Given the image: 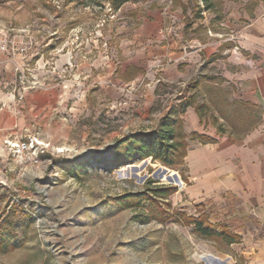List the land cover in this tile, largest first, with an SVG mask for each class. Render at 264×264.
Masks as SVG:
<instances>
[{
  "label": "rangeland",
  "instance_id": "obj_1",
  "mask_svg": "<svg viewBox=\"0 0 264 264\" xmlns=\"http://www.w3.org/2000/svg\"><path fill=\"white\" fill-rule=\"evenodd\" d=\"M223 3L128 0L114 10L101 0H0V24L12 41L5 56L16 64L13 87L26 80L55 84L76 101L74 122L51 132L65 146L45 144L36 128L29 131L40 149L35 157L12 147L29 138L21 102H0V264H247L240 237L224 223L213 224V211L186 213L174 198L180 187L163 175L175 173L182 181L180 167L151 159L113 163L120 143L157 131L176 102L191 96L193 102H228L230 89L220 74L233 33L220 26ZM155 8H167L157 34L138 39ZM171 33L187 51L192 41L221 40L204 58L203 74L170 82L162 76L164 59L149 63L148 49L165 46ZM248 120L228 121L226 128L241 134L256 115ZM160 187L176 193L155 201L157 217L149 202L125 210L114 202ZM191 219L223 239L197 235Z\"/></svg>",
  "mask_w": 264,
  "mask_h": 264
},
{
  "label": "crops",
  "instance_id": "obj_2",
  "mask_svg": "<svg viewBox=\"0 0 264 264\" xmlns=\"http://www.w3.org/2000/svg\"><path fill=\"white\" fill-rule=\"evenodd\" d=\"M222 1L220 26L233 33V46L226 50V65L220 75L230 94L228 102H194L182 112L183 102L174 104L186 145L180 166L182 185L174 198L186 213L196 208L213 211V224L224 223L229 232L240 237L241 255L247 264H264V0ZM165 9L148 12L151 24L138 32V39L157 34ZM174 16L177 14L171 12V18ZM172 33L165 39V46L148 49L149 63L156 65L164 59L162 76L170 82L203 74L199 71L203 70L204 58L216 52L221 40H214L212 45L192 41L187 51L183 39ZM130 63L136 66L133 60ZM15 65L5 54L0 55V102H21L27 137L36 128L43 143L65 146L58 144L51 132L75 120L76 101L70 91L55 84L31 87L21 83L17 89L12 85ZM7 86L8 93H4L2 89ZM195 105L203 106L201 118ZM62 107L68 108V114H62ZM55 110L59 115L53 114ZM251 114L256 115V123L243 133L226 128L228 121L246 122L247 116L250 123ZM193 134L210 141L193 139Z\"/></svg>",
  "mask_w": 264,
  "mask_h": 264
},
{
  "label": "trees",
  "instance_id": "obj_3",
  "mask_svg": "<svg viewBox=\"0 0 264 264\" xmlns=\"http://www.w3.org/2000/svg\"><path fill=\"white\" fill-rule=\"evenodd\" d=\"M110 4L114 10L120 9L128 0H101ZM203 3H207V0H202ZM194 106L193 96L186 102H183L180 107L182 112L186 107ZM203 106L195 105L196 113L201 118ZM180 121L178 119V113L174 110L165 117L160 124L157 131L150 133L145 137L129 138L120 143L115 150L118 154H115L113 163L117 165H124L126 161L130 160H144L151 159L153 162H158L161 165L175 169L182 165V159L185 155V143L182 142L183 136L180 132ZM220 132H224L221 128ZM193 139L200 140L201 142H208L207 138L192 135ZM212 141V140H211ZM176 193L175 187H160V188H147L139 194H126L118 197L114 200L116 207L120 210L139 208L143 202H149V211L154 212L153 217L161 215V212L157 211L152 205H156L157 199H166L167 197ZM163 212V211H162ZM165 213V212H164ZM191 224L194 227V232L206 238H222L223 234H216L209 225L204 224L201 220L191 219ZM234 239H237L233 236Z\"/></svg>",
  "mask_w": 264,
  "mask_h": 264
},
{
  "label": "built area",
  "instance_id": "obj_4",
  "mask_svg": "<svg viewBox=\"0 0 264 264\" xmlns=\"http://www.w3.org/2000/svg\"><path fill=\"white\" fill-rule=\"evenodd\" d=\"M9 29L0 24V55L1 54H7L10 51V46L12 44V41L10 40V34ZM234 49H237L236 47ZM26 83L29 84L31 87H42V84H39L38 82L33 81H27ZM21 99L20 97L18 98ZM12 145V144H11ZM38 142L36 139L32 138H26V140L18 141L14 145H12L13 149H15L17 154H21V156L25 154L33 155L34 157L37 155V152L40 150L37 148Z\"/></svg>",
  "mask_w": 264,
  "mask_h": 264
},
{
  "label": "bare ground",
  "instance_id": "obj_5",
  "mask_svg": "<svg viewBox=\"0 0 264 264\" xmlns=\"http://www.w3.org/2000/svg\"><path fill=\"white\" fill-rule=\"evenodd\" d=\"M174 175H175V173H171V175H168V176H165V177H164V175H163V178H164V180H168V177H170L171 180H172V182L175 183V184H177V186L180 187V183L177 182V181L174 179V177H173Z\"/></svg>",
  "mask_w": 264,
  "mask_h": 264
},
{
  "label": "water",
  "instance_id": "obj_6",
  "mask_svg": "<svg viewBox=\"0 0 264 264\" xmlns=\"http://www.w3.org/2000/svg\"><path fill=\"white\" fill-rule=\"evenodd\" d=\"M166 172H168V171H167L166 169H163V174H164V173H166ZM173 177H174V179H175L177 182H179V183H180V180L178 179V177H177V175H176V174H175ZM168 180L172 182V180H171V178H170V177H168Z\"/></svg>",
  "mask_w": 264,
  "mask_h": 264
}]
</instances>
